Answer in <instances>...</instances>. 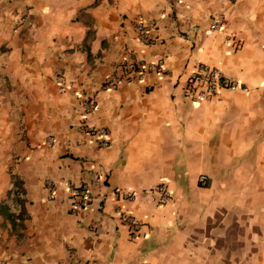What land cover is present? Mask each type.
<instances>
[{
  "label": "crops",
  "instance_id": "1",
  "mask_svg": "<svg viewBox=\"0 0 264 264\" xmlns=\"http://www.w3.org/2000/svg\"><path fill=\"white\" fill-rule=\"evenodd\" d=\"M136 19L156 45L140 43ZM159 59L162 72L101 89L123 64ZM195 62L238 90L193 101ZM85 94L97 108L84 118ZM75 187L91 195L79 213ZM118 210L141 223L136 237ZM0 258L264 264V0H0Z\"/></svg>",
  "mask_w": 264,
  "mask_h": 264
},
{
  "label": "built area",
  "instance_id": "2",
  "mask_svg": "<svg viewBox=\"0 0 264 264\" xmlns=\"http://www.w3.org/2000/svg\"><path fill=\"white\" fill-rule=\"evenodd\" d=\"M223 21H216L212 24L211 30H220L223 27ZM134 30L140 43L153 46L158 42L155 25L145 23L141 19L134 21ZM235 40V39H234ZM236 47L239 43H234ZM164 62L159 59L155 62L133 61L127 62L121 66L120 73H114L107 76L101 84L102 90L116 91L120 85L131 83L135 79H140L145 73H160L163 70ZM60 83L62 81L60 80ZM72 85L71 83L69 84ZM220 90L237 91V83L230 77L225 76L222 72L215 68L202 63L195 62L189 73L185 93L191 97L193 101H202L216 97ZM78 107L81 115L85 118L91 115L97 108V103L91 95H80L78 98ZM81 128L86 134L92 137L100 148H107L109 143L104 139L105 131L96 129L87 124L82 123ZM94 181L99 180L97 173H92ZM205 178L201 177L200 182L204 183ZM46 188L51 199L55 198L57 185L54 181H47ZM71 192V211L79 213L84 210L91 202V195L88 190L82 187L70 189ZM158 195V204L162 205L168 200V191L165 187L159 186L156 189ZM122 198L128 201H134L135 195L124 193ZM119 220L127 225L130 229V236L136 237L141 228V223L131 215L121 210L116 211ZM92 232V230H90ZM0 264H7L5 260L0 258Z\"/></svg>",
  "mask_w": 264,
  "mask_h": 264
}]
</instances>
